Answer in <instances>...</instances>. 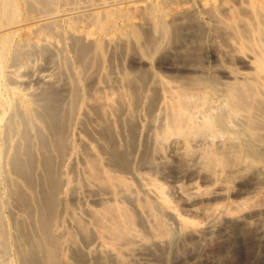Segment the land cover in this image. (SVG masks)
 Returning <instances> with one entry per match:
<instances>
[{
  "label": "bare ground",
  "instance_id": "1",
  "mask_svg": "<svg viewBox=\"0 0 264 264\" xmlns=\"http://www.w3.org/2000/svg\"><path fill=\"white\" fill-rule=\"evenodd\" d=\"M0 264H264V0H0Z\"/></svg>",
  "mask_w": 264,
  "mask_h": 264
},
{
  "label": "rangeland",
  "instance_id": "2",
  "mask_svg": "<svg viewBox=\"0 0 264 264\" xmlns=\"http://www.w3.org/2000/svg\"><path fill=\"white\" fill-rule=\"evenodd\" d=\"M152 67H153V69H155L153 64H152Z\"/></svg>",
  "mask_w": 264,
  "mask_h": 264
}]
</instances>
